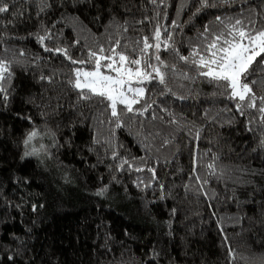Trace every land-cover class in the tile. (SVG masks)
I'll list each match as a JSON object with an SVG mask.
<instances>
[{
    "label": "trees",
    "instance_id": "1",
    "mask_svg": "<svg viewBox=\"0 0 264 264\" xmlns=\"http://www.w3.org/2000/svg\"><path fill=\"white\" fill-rule=\"evenodd\" d=\"M8 3L10 11L0 14V57L10 62L12 72L8 99H0V264H228L225 235L237 256L245 258L235 264H261L264 148L259 133L246 130L247 119L236 112L235 102L219 95L214 83L190 71L171 50H161L162 60L193 79H169L174 95L161 96L163 86L148 84L146 95L156 101L153 110L164 119L151 120L146 114L114 129L99 122L108 115L97 104L99 98L80 100L69 83L74 69L91 70L93 65H73L62 54L44 51L36 38L51 35L45 46L87 60L89 49L99 44L107 48L109 40L119 39L130 50L141 37H150L156 23L151 18L158 10L167 15L161 25L174 19L182 24L174 38L181 54L188 55L189 41L216 15L235 17L251 10L260 13L252 16L257 27L264 26L261 0L247 5L217 0V7L196 17L195 0L179 14L181 0H165L167 6L159 9L148 0H44L51 7L39 16L40 0ZM145 16L148 22L137 23ZM20 51L25 55L19 56ZM253 90L264 96V85ZM160 108L183 117L187 126H169ZM150 128L159 135L149 137L151 150L146 151L142 141ZM197 128L200 138L194 140ZM33 130L40 135L25 145ZM170 133L173 142L163 146ZM33 149L38 154L25 156ZM113 151L118 159L112 158ZM213 155L219 157V179L206 167ZM122 159L145 171L127 165L119 170ZM148 167H155V180ZM204 178L208 183L201 186ZM139 180L144 183L137 186ZM101 189L105 191L97 195Z\"/></svg>",
    "mask_w": 264,
    "mask_h": 264
},
{
    "label": "snow or ice",
    "instance_id": "2",
    "mask_svg": "<svg viewBox=\"0 0 264 264\" xmlns=\"http://www.w3.org/2000/svg\"><path fill=\"white\" fill-rule=\"evenodd\" d=\"M188 2L189 0H181L178 14L184 11L188 6ZM195 2L198 6L192 13V17L198 16L208 8L218 6L217 0H195ZM231 2L233 0H219V3L223 5H228ZM148 3L154 5L155 9H159L160 5L167 6L165 0H148ZM243 3L247 5L249 0H243ZM261 3L264 4V0H261ZM12 7H15V5H12ZM47 7H51V5L45 4L44 0H40L37 16ZM9 11L8 0H0V14ZM253 14L258 18L260 17L259 12L253 13L251 10L247 15L241 11V14L235 17L216 15L212 23L205 24L202 31L197 32L195 41H189L188 55L181 54L174 38V30L180 29L182 31V24L174 19L170 25H161L160 20H166L167 15H162L158 10L155 11V16L151 18L156 23L150 37H141L140 40L134 42V46L130 50L129 45H122L119 39L109 40L107 48L104 44H99L96 49H89L87 60L78 61L73 59L68 54L67 49H53L45 46V40L52 39L51 35H37L36 38L44 46V51L62 54L73 65L86 63L93 65L91 70L74 69V79L70 80L69 83L77 90L80 100L91 101L94 98H99L97 104H103L102 112L108 113L105 119L99 121L102 124L107 123L113 126L114 129H119L125 127L128 121L136 120L137 117H145L146 114L151 120L164 119L153 110L156 101L146 95L151 91L147 88V85L155 81L163 86L159 95H174L173 90L168 87L169 79H193L189 72L182 71L176 64H168L161 59L159 54L161 50H171L190 71L195 72L197 76L206 78L210 83H214L217 89L220 90L219 95L235 102L236 112L247 119L246 130L258 132L259 145L264 148V96H257L253 90L254 86L264 85V26L257 27L258 19H253ZM18 15H23V12H19ZM148 21L149 18L145 16L144 20L137 23L143 24ZM189 22L186 21L185 23ZM121 27L123 32L128 31L127 26ZM150 40L154 42L150 43ZM2 43L3 39L0 37V44ZM74 43L79 44L80 41L76 40ZM117 49H120V51H117ZM18 55L24 56L25 54L20 51ZM11 77L10 62L0 57V99L4 101L8 99V87L6 85ZM41 79L43 80L45 77L41 76ZM178 98L182 99L183 97ZM136 105H139V107H136ZM159 110L167 114L166 123L169 126H175L176 130H182L187 126V122L182 123L183 117H178L167 108H160ZM223 111H230V109H223ZM209 115L210 113L206 111L204 118L208 119ZM212 119L214 120L215 117ZM137 123L144 127V121L137 120ZM200 131L201 129H196L194 140H199ZM38 135L40 133L36 130L29 132L24 144L29 145ZM157 135H159V132L151 128L144 134L142 143L145 144L146 151L151 150L149 137ZM173 139L174 137L170 133L162 141L163 146L172 143ZM99 142L97 141V143ZM106 143L111 147L110 141H106ZM41 147L43 148V146ZM36 154H38L36 149L25 152V156ZM112 158L118 159L119 154L113 151ZM218 159V156L213 155L212 162L206 165L209 174L217 179L223 175L222 173L217 175L215 161ZM197 160L198 158L194 156L193 174L197 171ZM141 164L146 165L147 160L141 158ZM125 165L128 169L136 172L145 171V167L134 165L127 159L121 160L118 166L119 170L123 171ZM147 171L152 174V180H155V167H148ZM195 179L200 181L201 177L195 175ZM143 183V180H139L137 186ZM207 183L208 179L204 178L201 186ZM150 185L151 181L145 187ZM163 187V185H160L161 189ZM185 188L187 189L188 186L185 185ZM104 191L105 189H101L97 195H102ZM200 194L208 195L207 192H201ZM218 227L223 234L224 228L219 224ZM223 243L227 248L228 264H235L237 259H245L237 256L235 249L228 243L226 235L223 238ZM261 248H264V245H261ZM9 259H12V257H9ZM258 259L261 264H264V253Z\"/></svg>",
    "mask_w": 264,
    "mask_h": 264
},
{
    "label": "rangeland",
    "instance_id": "3",
    "mask_svg": "<svg viewBox=\"0 0 264 264\" xmlns=\"http://www.w3.org/2000/svg\"><path fill=\"white\" fill-rule=\"evenodd\" d=\"M84 70H90V69H87V68H83ZM102 71H103V69H102ZM113 75H114V73H113Z\"/></svg>",
    "mask_w": 264,
    "mask_h": 264
}]
</instances>
